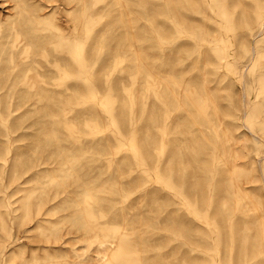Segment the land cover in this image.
Listing matches in <instances>:
<instances>
[{
	"label": "rangeland",
	"instance_id": "obj_1",
	"mask_svg": "<svg viewBox=\"0 0 264 264\" xmlns=\"http://www.w3.org/2000/svg\"><path fill=\"white\" fill-rule=\"evenodd\" d=\"M0 264H264V0H0Z\"/></svg>",
	"mask_w": 264,
	"mask_h": 264
},
{
	"label": "bare ground",
	"instance_id": "obj_2",
	"mask_svg": "<svg viewBox=\"0 0 264 264\" xmlns=\"http://www.w3.org/2000/svg\"><path fill=\"white\" fill-rule=\"evenodd\" d=\"M137 162L140 163L141 161L140 160H137ZM96 228H98V227H96ZM115 234L118 235L119 232L115 231Z\"/></svg>",
	"mask_w": 264,
	"mask_h": 264
}]
</instances>
